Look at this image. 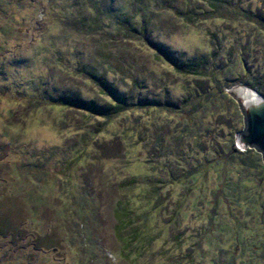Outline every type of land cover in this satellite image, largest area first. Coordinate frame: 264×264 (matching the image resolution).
<instances>
[{"label":"rangeland","instance_id":"374dc122","mask_svg":"<svg viewBox=\"0 0 264 264\" xmlns=\"http://www.w3.org/2000/svg\"><path fill=\"white\" fill-rule=\"evenodd\" d=\"M239 85L264 0H0V264H264Z\"/></svg>","mask_w":264,"mask_h":264},{"label":"water","instance_id":"95a60500","mask_svg":"<svg viewBox=\"0 0 264 264\" xmlns=\"http://www.w3.org/2000/svg\"><path fill=\"white\" fill-rule=\"evenodd\" d=\"M237 100L244 128L235 134L237 149H254L264 165V95L251 87L235 86L228 91Z\"/></svg>","mask_w":264,"mask_h":264},{"label":"trees","instance_id":"16d2710c","mask_svg":"<svg viewBox=\"0 0 264 264\" xmlns=\"http://www.w3.org/2000/svg\"><path fill=\"white\" fill-rule=\"evenodd\" d=\"M157 50H158V54H159V56H160V58L162 59V58H164L165 60H167V61H169L170 63H173L176 67H177V65L178 64H176L175 62H173L172 61V58H171V55L169 54V52H167L166 50H164V49H162V48H159V47H157L156 48ZM188 68H194V66H190V65H188L187 66ZM178 68H180L181 69V66H178ZM247 150V149H246ZM246 150H244L243 152H239L238 150L236 151V150H233L235 153L237 152V154H240V155H243V153H246L247 151ZM130 220H124L123 222H121V224H122V228L123 229H126L127 227H129V226H131V222H129ZM135 232V233H134ZM133 233H134V235H133ZM133 233H131V236L132 237H130V239H133V238H136V236H138L136 233V231H133Z\"/></svg>","mask_w":264,"mask_h":264}]
</instances>
